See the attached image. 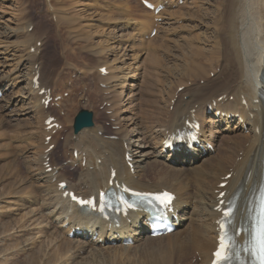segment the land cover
<instances>
[{
    "label": "bare ground",
    "instance_id": "6f19581e",
    "mask_svg": "<svg viewBox=\"0 0 264 264\" xmlns=\"http://www.w3.org/2000/svg\"><path fill=\"white\" fill-rule=\"evenodd\" d=\"M250 2L251 0H223L221 1V3H219L218 6H214L216 8L213 10H210V8H208L207 6V8L203 7L204 9L201 10V5H199L196 6L197 8L194 7L195 10H193L192 12H189L188 10L185 11V7L180 8L179 14L184 20H186V18L188 17H190L192 21H195L196 19H202V21L207 20V18L210 19V27H208L204 31H200L201 33H195L196 35L194 37H179L182 40V45L180 44V39H178L176 42L177 45H175L176 50H173V47L172 52L171 49H169L170 47H167L166 44H156L162 48L161 51H164V54L166 53V55L168 53L175 55V53L180 52V55H177V60H179V63H176L177 61H175L171 65L172 67L169 68H171V74L174 73V76H177L176 79L180 80L178 81L179 83L181 82L179 86L187 84L188 87L184 85L185 90L184 92L181 91L183 93L174 92L173 94H170L169 98H167L166 100L164 96L171 91H167L168 93H165L162 89L157 90L159 94L165 93L164 96L160 95L159 99L155 97L159 103L163 102L164 99L165 104L163 103V107L161 106L159 108L157 106H154L151 101V107L153 108L149 109L150 106H147L146 104L147 107L141 110L142 114L140 115V118L142 119L139 120L137 118L134 119L130 117V119L126 120L124 124H122L119 120H116V123L114 125L119 126V129L112 134L118 137L116 140L104 139L103 136L99 135L100 131L106 132L107 130L106 128L104 129L101 124L97 125L98 123L95 124L93 128L86 129L78 133L79 136H77L75 139L72 138V134L68 135L66 137V144L63 145V147L64 149H68L69 147L71 148V154L69 155L71 164L72 166L78 164V167L75 170L77 171V178H75L74 180L72 179V181L69 180V182L67 183V188L64 190L59 189V183L67 182V179H65L66 177L63 173L58 174L59 171H54L57 167V165L55 164L62 162L63 158L59 157V159L55 160L56 158L54 157L52 152L49 154L45 152V150L51 144L56 143V140H51L48 145H45V141H43V139L53 133V131L49 133L45 131L44 122L48 117H51L52 115H49V107L48 109H45V107L41 103V100L45 99V96H39L40 90L45 88L46 86L44 87L43 82L41 81L39 89L35 90L32 83L34 75L38 72L34 68V65L36 64V60L39 59V57L36 55L37 51L39 50H37V47L35 53H30V51L31 48L37 45V41H35L34 45H32V42H29L27 39L25 40L26 51L24 53V50H22L23 55L21 53V56H18L19 61L18 63H16L15 70H17L18 72L23 66H26L27 62L31 64V67L28 68V75L25 77L26 81H29V89L26 90L25 93H23V90L20 91V93L23 94L22 97H24V99L26 97L27 99L29 98L33 101V107L27 109V106L23 104L20 107L19 113L30 115V113L35 112L33 122L31 121L32 123L29 124L24 123V125L29 128L28 130H32L31 133L33 135L35 133L36 137L39 140L35 148L34 155L36 156V158L33 160L34 162L28 161L27 164L26 162H24L25 166L23 168H21L22 165L21 167H19L20 165L17 167L15 166V174L20 175V180L18 179L19 183L16 180L17 182L14 181L13 183L9 184L12 185L9 187L10 190L11 188H13L12 192L20 191V194H18V196L19 201L23 206L26 207V205H24V202H26V204H28L29 202H34L37 204L36 206L40 208L41 214L38 212L40 214V217L33 219L36 220L35 222L39 223H37V225H45V227L47 228L53 227V229L57 232L54 234H50L48 237L43 234L48 238L47 240L51 242L50 244L56 245L54 249H52L53 252H51L52 250H50L51 255L47 251L50 255L48 258L45 257V251H42V249H38V251L30 250L32 252H35L30 255L28 254L29 258L24 262V264H40L39 260L43 261L44 258H46L47 260L44 264H50L51 262L57 264L58 261H63L62 264L211 263L212 252L215 250V247L217 245V222L220 217V214L217 210H215V208L219 206V202L222 199L227 201L229 198L233 197L235 193H237L239 194V198L237 202L238 210L235 226H237L240 222H243L247 213L248 206L253 202L254 195L261 183V176L263 171L264 104L262 102V98L264 97V67H260L259 70H257V65L264 62V53H258L250 47V24L248 20V9L250 7ZM154 3L155 5H158L157 1H154ZM256 4L261 11H264V0H256ZM34 5L36 6V3ZM194 5L197 4L195 3ZM167 13L168 11H166V14ZM68 22L71 24L69 20ZM203 24L205 23L203 22ZM207 24L209 23L207 22L205 25ZM186 27L187 26L185 25L182 26L181 30L183 33L185 32L184 28ZM197 27L198 26H194L192 29L195 30ZM153 29L154 26L150 29L149 34H151ZM175 29H177V27ZM18 34L19 30L7 29L3 32V39H7ZM108 37L109 36H107V38ZM1 43L3 42L0 41V44ZM72 47H74V45ZM156 50H158V47ZM1 55H3V53ZM101 55H103V53ZM152 58L154 59L156 57L154 56ZM181 59L184 60V64H180ZM103 66H106V63L104 65H101V68H103ZM169 68H166L164 72V74H167V76L169 74ZM155 69L160 68L155 67ZM212 72L214 73L213 78L208 75ZM62 73L64 72H61V74ZM252 76H255L256 78L255 89H250L248 86V81ZM18 79H20V77H18ZM25 79L23 78L22 80L25 81ZM198 79H203L204 84L199 85ZM104 80H106V83H108L109 81H111V78L109 77ZM167 80L164 82L167 83L169 81ZM189 81L190 84L187 83ZM46 82L47 81H45V83ZM110 84L111 82L109 83V85ZM8 86L9 85H7V82L4 78L0 79V92L6 90ZM145 91H147V89ZM230 96H233L232 101L229 100ZM102 97L104 96H100L101 99ZM112 97H114L113 103H111L114 104L112 108H117L118 110V108H120L121 106L122 98L117 93L116 96ZM96 99L97 98L95 97L93 101H96ZM156 99H153V101ZM131 100L129 101L128 106H130L134 111L135 105L133 104V106L131 104L133 102ZM15 101L16 100L9 101L6 107L1 108L2 110L0 109V114L5 113L9 107L15 105ZM16 102L18 103L19 100H17ZM61 102H59V104L64 103ZM243 102H245V104H243ZM98 103L100 104L99 101ZM154 103L156 105V102ZM107 104L108 103L106 102V105ZM170 106H172V110H169L167 108ZM67 109L69 108L67 107ZM104 114L102 115L103 117L105 116L104 118H106L107 115ZM235 115L238 116L239 122L237 124L231 125L234 121ZM194 118L197 119L201 125L200 143H209L215 145L216 147L218 146V152L212 153L210 150H200L199 148L194 147L192 151L196 152L197 155L193 156V154L189 153L188 148H184V146L181 148L180 152L176 154V156H172L169 153V150H165L162 146V142L165 137H167V133H176L177 129L182 130L183 128H186L187 121H191ZM68 119L67 121H70ZM207 121H214V123L224 122L227 123V125H231L232 128L229 129H232L231 132L233 133V135L229 137L226 136L223 141L221 140L222 144L220 145L219 143V147V145H217V139L213 135L215 132L212 133L211 131V134L207 135L208 133L206 132L204 126ZM129 125H135L138 128V134H135V143H139L137 147L135 146V149L131 147V144L125 143L127 135L129 133L127 129ZM144 128H146L148 131L145 132L143 130ZM229 129L227 130L228 134L230 133ZM244 131H248V134H244ZM218 133H221L220 130L218 131ZM218 133L216 132V134ZM148 138L156 139L159 145H150L146 142ZM147 141L149 142V140ZM5 147L7 148V146ZM141 153H144L145 155H141ZM126 157H130L132 160L131 163L133 165V172L131 167L127 164ZM47 158H51V160L53 161V165H51V167H53V172L51 173L45 172V166L43 163L47 161ZM99 160L100 163L98 162ZM84 161L85 167H83L82 164ZM111 169H114L116 172V178L114 180L115 183H124L127 186L139 191L156 192L164 189L171 191L175 195L174 210L179 217L178 229L170 235L152 239L149 237L150 232L148 228V219L147 215L144 213H130L128 217L120 219L119 226H117L115 223L109 225L108 223L99 220L92 214L81 212L76 207V205L70 201L68 197L63 196L66 190L74 191L78 195L84 197H90L92 195L98 196L100 190H103L109 186L108 184L111 175ZM5 170L4 172H0V181H4L7 179L9 180V178L13 180V172L9 173V168L7 171ZM227 174H231V177L225 179V176ZM41 181L43 183H41ZM222 182H227V185L224 188L219 187ZM17 184H19V186H16ZM17 187L19 188V190H17ZM3 189L6 190L5 188ZM7 190L5 192H9V195H6L10 196L11 191ZM223 191H225L226 194L221 199L218 196ZM11 202L13 203V200ZM36 209L38 208H35V210ZM189 210H191V212L189 213V215L191 216L190 222H188L189 218H187V212ZM37 211L39 210H36L35 212ZM15 222L16 221L14 220L13 224ZM17 224L21 223L18 222ZM3 225H6V227L3 226L5 229H7L9 226V224L7 225L6 223H3ZM63 227H66L67 229L64 230L65 234L63 235L65 236L61 237V231L63 230ZM25 228L26 227L24 226L22 227V229ZM78 228L80 230H88L89 232H91V234H89L88 232L87 234H82L77 237L74 236V238L71 239L70 232L73 229ZM0 230L2 231L1 228ZM49 232L50 231H48V233ZM96 233L97 239L93 240L92 236ZM3 235L1 236L4 237ZM86 236L88 237L87 239ZM15 237L17 238V236ZM127 238H130L134 242V248L128 245H124L123 242L126 241ZM243 238L244 234L242 233L240 235L239 241L241 242ZM17 239L19 241V238ZM0 242L4 241L0 240ZM113 243H115V245H113ZM34 244V246H37L36 243ZM41 245H43V243H41ZM7 247L8 246H6V248ZM30 248L31 245L29 249ZM10 249L12 250V248L9 247V250ZM23 252L25 251L23 250ZM42 252H44L43 255ZM15 253L17 252L15 251ZM83 253L85 254V256L83 257L82 261L75 263L74 260ZM18 254H20V252Z\"/></svg>",
    "mask_w": 264,
    "mask_h": 264
},
{
    "label": "rangeland",
    "instance_id": "374dc122",
    "mask_svg": "<svg viewBox=\"0 0 264 264\" xmlns=\"http://www.w3.org/2000/svg\"><path fill=\"white\" fill-rule=\"evenodd\" d=\"M164 1L168 3V10H166L168 11V13L166 14V11H164L163 12L164 14L162 13L163 17L160 16L162 19L157 21V19L154 20L152 12L149 10H146L143 7L141 0H0V41L3 42L0 44V79L4 78L7 82V85H9L7 89L1 93L0 109L3 107H6L9 101L19 100L18 103L15 101L17 105L14 103L15 105H13L12 107H9L5 113H1L2 115L0 114V172H4L6 168L7 169L5 171H7L9 168L10 171L8 172L9 173L13 172L12 177L14 176V178H12L13 180L9 178V180L8 179L4 180L5 182L0 181V220H1L0 228L2 229V231L0 230L1 231L0 234L1 235L4 234L3 235L4 237L0 235V240L4 241V242H0V246H1L0 247V257H1L0 260L2 261V262L0 261V264H21V263L24 264V262L29 258L28 256L32 254L33 252H35V251L32 252L30 250L38 251V249H42V251H45V257L48 258L51 255L50 250L54 249V247L56 246L55 244L54 245L50 244L51 242L47 240L48 239L47 237L50 234L56 233L57 231L54 230L53 227L47 228L45 227V225L39 226L37 225L38 222H35L36 220H33L34 218L40 217V214H41L40 208L36 206L37 204L34 202H29L28 204H26V202H24L25 203L24 205H26L27 207L26 208L19 201L18 194H20L19 193L20 191L12 192L13 188H11L10 190V187H9V186H12L9 184L13 183L14 181L15 182L18 181L19 183V180H20V175L15 174V171H14L15 166L17 167L20 165L19 167H21L22 165L21 168H23L25 166L24 162H26L27 164L28 161L32 162L36 158L34 153H35L37 142L39 140L36 137V134L34 133L33 135L31 133L32 130H28L29 128L24 125V123L29 124L33 122V117L35 115V112L30 113V115H24V114L19 113L20 107L23 104L27 106V109L33 107V103H32L33 101L29 98L27 99L26 97L24 99V97H22L23 94L20 93V91L22 90H23V93H25L26 90L29 89L28 88L29 81H26L25 77L28 75V68L31 67V64L28 62L27 63L25 62L26 66H23L21 70H19L18 72L17 70H15L16 63H18L19 61L18 56H21L22 50H24V53L26 51L25 40L27 39L29 42H32V45H34L35 41H37V46H35V48L38 47L39 51L37 52L36 55L39 57V59L36 60L35 66L38 67L39 70L41 71L42 76H41L40 81L44 83L45 81H47L44 84V86L52 89L53 93L56 94L55 96H57V94H60L58 96H62V97L64 96L63 98H65L66 101L68 100L67 102L66 101L64 102L63 100H61L64 103L61 101H58V103H56V106L50 107V109L52 110H49V113L59 118L61 123L64 126V129L62 130V132H58L54 136V138L57 141L55 145H58L59 147V150L57 148L52 150L53 155L56 158L55 160L59 159V157L63 158L62 162L55 164L57 165V167L55 168L54 171L58 172L60 168L58 174L63 173L66 176L65 179H67V181L69 182V180L72 181V179L74 180L75 178H77V171L75 170L78 165L72 166V164L70 163V158H69L70 157L69 155L71 154L70 153L71 148L69 147L68 149H64L63 145L66 144V137L68 135L72 134L73 139L79 136V134L74 135L72 131L73 130L72 126H73L74 118L76 117V115L78 114L80 110L85 109L87 111L92 112L94 123L95 124L98 123V125L101 124V126H103L104 129L106 128V130L108 131V132L106 131L107 133L100 131L99 135L103 136L104 139H112L111 136H114L112 134L115 133V131H117L118 129L116 125H113L115 124V120H119L122 124H124L126 120L130 119V117L134 119L137 118L140 120L142 119L140 118L141 117L140 115L142 114L141 110L143 108L145 109L147 106H150L149 109L153 108L151 107V101L154 106H157L159 108L161 106L163 107L165 104L164 99H163V102L161 103H159L157 100L159 99L160 95L164 96L165 93H168L169 91H171L168 94H166L168 96L166 95L164 96L166 100L167 98H169L170 94H173L176 91L178 93H183L185 90V86L188 87L187 84H184L185 86L183 85L182 87H180L179 85L181 82L180 83L178 82L180 80L176 79L177 76L176 75L174 76V73L171 74V71H170L171 68H169V67H172L171 65L175 61H177L176 63H179V60L177 59H178V56L180 55V52L175 53V55L168 53L170 55L169 57L168 54L167 56L166 53L164 54V51H161L162 48L159 47L158 45L166 44L167 47H170L169 49H171V52H172L173 47H174L173 50H176L175 45H177L176 42L178 39H180V44L182 43V40L179 37H182V38L186 36L194 37L196 34L201 33L200 31H204L208 27H210L209 26L210 19L208 18L205 21H202V19H196L195 21H192L190 17L186 18V20L182 19L179 14V10L181 7H185V11L188 10L189 12L190 11L192 12L193 10H195L194 7L199 6V5H201L202 7V8L200 7L201 10L204 9L203 7L205 8L208 7L210 8V10H213L216 8L214 6H218L219 3H221V1L223 0L221 1L220 0H206V1L205 0H198V1L197 0L196 1L195 0H164ZM171 1L175 2L173 6H170ZM194 2L197 5H194L195 4ZM35 3H36V6L34 5ZM157 3L162 4V5L164 4L162 1H159V2L157 1ZM201 3H204V4H201ZM81 12L83 15L81 14ZM68 20L73 25H71L68 22ZM154 22L156 25L157 24L160 25V26L158 25L159 27L157 26L158 29L156 28L157 33H158V35L156 36L149 35L150 29L153 26L155 28ZM203 22L205 24L208 22L209 24L205 25L203 24ZM183 25L187 26L186 28H184L185 29L184 33L181 30ZM194 26H198L199 29L198 27L195 30L192 29ZM176 27L177 29H175ZM7 29L19 30V34L16 36H11L7 39H3V32ZM107 36H109L110 38L109 37L107 38ZM153 40L156 43H154ZM70 44L72 46L74 45V47H72ZM154 46L156 47V49L158 47V50H156ZM108 51H109V54H108ZM34 52L35 51L31 49L30 53H34ZM2 53L3 55H1ZM102 53L103 55H101ZM150 55L152 57L155 56L156 58L153 59ZM168 60L170 63L168 62ZM105 63H106V67L108 68L107 69L108 73L106 75H102L100 73V67L101 65H104ZM180 64H184L183 59L180 60ZM158 65H161V66H158ZM155 67L160 68V69H155ZM166 68H169L168 76L167 74H164ZM162 71H163V74H162ZM61 72H64L65 74L64 73L61 74ZM213 74L214 73H210L208 75L211 76V78H213L212 77ZM7 77L9 80L7 79ZM18 77H20V79H18ZM22 77L25 79V81L22 80L23 79ZM109 77L111 78V81L106 83L107 81L104 79L109 78ZM166 80L168 81L167 83L164 82ZM102 82H105L106 84ZM110 82L111 84L109 85ZM187 83L190 84V81ZM66 84L68 85L69 88L67 87ZM198 84L203 85L204 80L198 79ZM171 86H172V89H171ZM176 87H178V89ZM146 89L147 91H145ZM160 89H162L163 92L165 93L159 94L157 90H160ZM116 93L120 95L122 98L121 106L120 108H118V110L117 108H112L114 105H112L111 103H113L114 97L112 98L110 97V96H116ZM61 94H64V95H61ZM100 96H104V97H102L101 99ZM95 97L97 99L96 101H93ZM103 99H106V100H103ZM153 99H156V100L153 101ZM232 99L233 97H230V100ZM130 100L134 102V103L133 102L131 103L132 105L133 104L135 105L134 111L132 110L130 106H128V103ZM98 101L100 102V104L98 103ZM105 101L109 103L106 105ZM142 101H143V104H142ZM59 102L63 104H59ZM154 102H156V105ZM109 104H111L112 107L109 106ZM94 105H97L98 107ZM67 107L69 109H67ZM96 108H98L99 110ZM111 108L114 111L115 110L116 111L112 113ZM167 108L172 110V106L167 107ZM31 110H35V109H31ZM101 110H102V113H101ZM102 114L107 115L106 118H104L105 116L103 117ZM67 116L69 119L67 118ZM67 119L70 121H67ZM233 124H235V122H233L231 125ZM226 125L227 124L214 123V121H210V122L207 121V123L205 124L206 131L208 133L207 135H210L211 131L212 133L215 132L214 135L217 139V145H219V143L221 145L223 139L226 138V136L229 137L233 135V133L231 132L232 129H229V128H232V126L228 127V125L227 126ZM127 129L129 132L127 135V140H128L127 143L131 142L130 143L131 147L135 149L139 143V142L135 143L136 141L135 134H138V128L135 125H129ZM228 129L230 131L229 134L227 133ZM143 130L145 132L148 131L146 128H144ZM219 130L221 133H218ZM216 132L218 134H216ZM245 133L246 132H244V134ZM26 138H29V139H26ZM147 140H149V142ZM147 140L146 142L149 143L150 145H153V146L159 145L156 139L148 138ZM43 141H45V139H43ZM41 145H42V142H41ZM5 146H7V148ZM25 147L27 148V150ZM217 149H218V146H217ZM141 155H145V154L141 153ZM84 166L85 164L83 165V167ZM52 172H53V169H52ZM75 174H76V177H75ZM41 183L43 182L41 181ZM16 186H19V184H17ZM3 188H5L6 190L8 189L7 191L10 190L12 196L11 195H10L11 197L7 196L9 195V192L8 193L5 192L6 190H4ZM17 190H19L18 187H17ZM12 200H13V203L11 202ZM35 208H38L36 210H39V211L35 212L36 211ZM25 209L29 212H27ZM190 212L191 210L187 212V218H189L188 222H190V218H191V216L189 215ZM27 214L29 217L27 216ZM30 214L33 216H31ZM25 217H28V218H25ZM6 219H7V222H6ZM14 220L16 221L15 222L16 224L15 223L13 224ZM21 220L23 223L21 222ZM17 221L20 222L21 224H17L18 223ZM3 223L4 224L6 223L7 225L9 224L7 229L4 228L6 227V225L4 226ZM23 226L26 228L22 229ZM42 226H44L45 228ZM39 228H41L42 230ZM48 231L50 232L48 233ZM43 234L46 235L47 237L44 236ZM63 234H65V231L63 233V230H62L61 237L65 236ZM15 236L19 238V241ZM11 238H13L14 240ZM21 242L24 244H22ZM34 243H36L38 247L34 246L35 245ZM41 243H43V245H41ZM30 245H31V248L29 249ZM50 245H51V249H50ZM6 246H8L7 247L8 249L6 248ZM130 246L134 248L135 244L130 245ZM9 247L12 248L13 251L11 249L9 250ZM23 250L25 252H23ZM15 251L17 253H15ZM47 251L50 253V255ZM19 252L20 254H18ZM51 252H53V250ZM43 254L44 252H42V255ZM84 256H85L84 253L80 254L74 260V262L77 263L79 261H82ZM46 261H47L46 258H44L43 261L39 260L40 264L42 263L44 264ZM62 262L58 261L57 264H62ZM52 263L53 262H51L50 264Z\"/></svg>",
    "mask_w": 264,
    "mask_h": 264
},
{
    "label": "snow or ice",
    "instance_id": "6c2138e0",
    "mask_svg": "<svg viewBox=\"0 0 264 264\" xmlns=\"http://www.w3.org/2000/svg\"><path fill=\"white\" fill-rule=\"evenodd\" d=\"M102 71L104 70L102 69ZM191 139H195V137H192ZM112 175L114 177L115 172H113ZM60 187L64 188L65 185L62 184L60 185ZM124 191L126 193L130 192L132 196L137 198L136 202H130L129 200L125 199L123 196L118 197L120 204L126 206L125 209L126 212L135 209L138 204H143V203H148L153 207H158L161 212H165V213L173 207L174 198L168 192H164L162 195H152V194H143L140 192L131 191L128 188H125ZM65 196H71V199L81 206L91 207L94 210L97 208L96 200L80 199L74 193H68L67 191L65 192ZM107 196H108L107 193L100 194V198L104 200L105 203H107ZM104 210L105 209L102 206L99 208L101 214H103ZM224 215L230 217L232 213L226 212L224 213ZM156 227L159 228V225L157 224ZM221 227L223 228L224 225L222 224ZM220 244H221V249L220 251L216 252V257H217L216 264H223V262L228 261L230 259V257L227 255L228 245L225 244L223 239H221ZM255 253L259 264H264V220L261 221V225L259 227V230L255 238Z\"/></svg>",
    "mask_w": 264,
    "mask_h": 264
},
{
    "label": "clouds",
    "instance_id": "9594fccd",
    "mask_svg": "<svg viewBox=\"0 0 264 264\" xmlns=\"http://www.w3.org/2000/svg\"><path fill=\"white\" fill-rule=\"evenodd\" d=\"M248 20L250 24V47L258 53H264V11L257 7L256 0L250 2ZM260 67H264V62L257 65V70ZM248 86L250 89H255V76L249 79Z\"/></svg>",
    "mask_w": 264,
    "mask_h": 264
},
{
    "label": "water",
    "instance_id": "95a60500",
    "mask_svg": "<svg viewBox=\"0 0 264 264\" xmlns=\"http://www.w3.org/2000/svg\"><path fill=\"white\" fill-rule=\"evenodd\" d=\"M93 114L91 112L82 110L75 118L74 122V131L78 133L83 128L92 127L93 126Z\"/></svg>",
    "mask_w": 264,
    "mask_h": 264
}]
</instances>
